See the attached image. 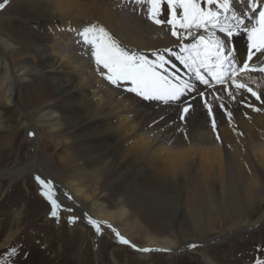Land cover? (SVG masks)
<instances>
[{"label":"bare ground","instance_id":"1","mask_svg":"<svg viewBox=\"0 0 264 264\" xmlns=\"http://www.w3.org/2000/svg\"><path fill=\"white\" fill-rule=\"evenodd\" d=\"M107 2L10 0L9 5L31 28L60 24L51 30L57 40L87 23L103 26L125 49L150 60H156V54L170 59L176 69L167 64L169 72L194 83L196 91L172 105L144 101L128 92L124 82L116 87L97 73L92 48L82 37L64 42L66 47L55 53L54 47L29 31L17 42L0 32V69H7L0 81V103L13 101L22 82L34 90L38 81L43 83V95L35 109L27 106L26 119L39 135L37 143L46 145V160L56 165L54 176L71 192L65 196L64 188L55 185L57 201L78 198L81 202L72 201V210L87 213L100 223V229L111 225L136 246L141 259H149L150 251L140 249L177 250L178 236L185 237L189 229L211 233L217 221L227 226V233L257 226L264 221V211L257 218H251L250 211L264 197V110L254 108L264 109V104L244 90L237 92L230 81L205 85L196 80L171 54L180 52L172 26L155 24L146 4ZM247 4L248 0L243 4L233 0L237 12L247 11ZM177 30L186 35L183 29ZM246 44V37L234 40L241 58ZM237 79L264 96V73L248 72ZM205 99L212 104L215 130ZM188 103L193 108L181 120ZM228 111L233 114L231 120ZM40 128L43 135L38 133ZM80 233V240L86 239L84 230ZM13 236L9 233L5 243ZM206 261L215 264L207 257Z\"/></svg>","mask_w":264,"mask_h":264},{"label":"rangeland","instance_id":"2","mask_svg":"<svg viewBox=\"0 0 264 264\" xmlns=\"http://www.w3.org/2000/svg\"><path fill=\"white\" fill-rule=\"evenodd\" d=\"M9 3L7 0L5 7L0 9V32L11 35L17 42L29 31L43 44L54 47L55 53L66 47L68 41L80 38L79 32L84 27L92 25L87 23L57 40L51 30L59 28L60 24L41 23L31 28ZM6 70L0 69V81ZM16 88L13 101L0 103L3 121L0 128V264H207L206 257L213 259L215 264H256L257 260H264V221L230 233L224 231L227 226L221 221H217L208 234L189 229L185 237H177L179 249L151 250L149 259H141L140 252L121 243L108 224L98 233L87 213L81 209L68 212L72 201L81 202L76 197L61 198L59 216L53 217L52 206L41 194L35 177L63 187L65 196H71V192L58 176H54L56 165L46 160L49 155L46 145L37 143L39 135L29 127L26 119L30 111L27 106L35 109L43 95V83L38 81L35 90L26 82ZM38 133L43 135L41 128ZM253 208L251 218H257L264 211V197L258 199ZM85 209L88 211V207ZM70 217L75 218L74 221ZM182 228L179 229L185 230ZM81 230L86 233V239L80 240ZM9 233L14 236L5 243ZM134 243L141 245L139 241ZM191 245L196 247L189 248Z\"/></svg>","mask_w":264,"mask_h":264},{"label":"snow or ice","instance_id":"3","mask_svg":"<svg viewBox=\"0 0 264 264\" xmlns=\"http://www.w3.org/2000/svg\"><path fill=\"white\" fill-rule=\"evenodd\" d=\"M238 2L243 4V0ZM5 3H0V9L5 7ZM137 3L147 5L148 16L155 24L167 23L172 26L171 34L180 41V52L171 54L194 75L196 80L205 85H209L213 80L221 85L230 81L235 85L237 92L244 90L264 104V96L237 79L248 72L264 73V5L261 4V0H248V4L245 5L247 11L243 13L236 11L233 0H137ZM162 13L167 14L164 19L160 18ZM178 28L183 29L186 35H182ZM200 30H203V34H196ZM217 32L223 35H218ZM79 35L84 43L91 46V55L100 74L116 87H123L121 82L129 85L126 90L144 101L172 105L181 102L189 92L196 91L194 83L181 80L175 71L169 72L165 65L171 64V61L162 54H156V60H150L144 54L125 49L109 31L97 24L84 27ZM237 37H246L247 40L243 58L234 47V40ZM185 39H191L192 42L184 43ZM165 51L171 52V49ZM254 59L259 63H255ZM171 67L173 70L176 69L175 64H171ZM228 95L235 99L233 92L229 91ZM204 104L211 117V127L215 130L217 121L213 115L212 104L207 99L204 100ZM248 106L253 107L251 104ZM220 107L223 108L224 105L221 104ZM192 108L191 103L182 108L181 120L186 119ZM232 115V112H227L229 120L232 119ZM216 139H220L218 133ZM35 179L41 186V194L52 206L51 215L58 217L62 206L55 198L53 182L40 176H36ZM67 211L72 209L69 208ZM74 219L70 217V220ZM89 222L98 233L101 231L98 221L89 217ZM116 236L121 243L130 244V241L119 232H116ZM191 247L194 248L196 245ZM140 250L147 252L152 249ZM256 264H264V260H257Z\"/></svg>","mask_w":264,"mask_h":264}]
</instances>
